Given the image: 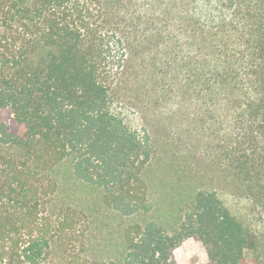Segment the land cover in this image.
I'll return each instance as SVG.
<instances>
[{"label": "trees", "instance_id": "obj_1", "mask_svg": "<svg viewBox=\"0 0 264 264\" xmlns=\"http://www.w3.org/2000/svg\"><path fill=\"white\" fill-rule=\"evenodd\" d=\"M190 237L264 264V0H0V264Z\"/></svg>", "mask_w": 264, "mask_h": 264}, {"label": "rangeland", "instance_id": "obj_2", "mask_svg": "<svg viewBox=\"0 0 264 264\" xmlns=\"http://www.w3.org/2000/svg\"><path fill=\"white\" fill-rule=\"evenodd\" d=\"M125 109L128 123L134 128L141 127L143 122L140 116L137 113L133 112V109H131L129 106H127V108L125 107ZM161 124L167 127H171L174 130L177 122L173 120L166 121L165 123L161 122ZM160 136L162 137V134ZM190 163H192V160L189 158L187 166ZM202 165L204 169H208L211 174H215V171L211 169V167L213 168V166H211L209 159L204 158ZM219 187L220 191H222L221 193L223 194L225 191H223L224 188L221 183ZM174 258L178 264H209L205 246L201 241L197 240L194 237L187 238L179 247L174 250Z\"/></svg>", "mask_w": 264, "mask_h": 264}]
</instances>
